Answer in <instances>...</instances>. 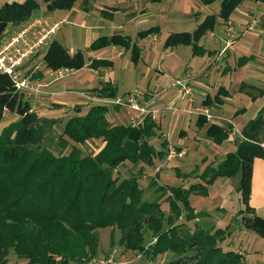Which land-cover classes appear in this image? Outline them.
<instances>
[{
	"label": "trees",
	"instance_id": "obj_1",
	"mask_svg": "<svg viewBox=\"0 0 264 264\" xmlns=\"http://www.w3.org/2000/svg\"><path fill=\"white\" fill-rule=\"evenodd\" d=\"M76 1L44 0L47 10H69ZM241 1L221 0L218 14L207 15L193 33L181 30L167 34L164 47L186 44L191 46L193 55L204 54L197 43L199 38L213 28L216 16L227 19ZM83 3L86 5L87 0ZM35 5L34 0L4 2L0 6V37L8 26L28 20ZM158 31V27H150L140 30L137 37ZM106 45L131 49L133 62L139 58V47L126 35L100 36L89 47L95 50ZM45 49L43 63L53 71L79 69L85 63L82 52L70 54L57 39ZM97 62L92 61L89 66L97 68L101 64ZM107 88V93L102 90L99 93L115 97L113 88ZM219 95L218 91L216 101H221ZM209 102L207 98L204 105ZM106 108L101 104L91 105L84 114L69 117L61 131L75 143L86 136L102 138L104 143L96 153L83 155L75 145L58 156L45 150L36 153L30 146L42 142L38 133L41 120L11 77L0 73V120L6 112L18 116L12 127L7 126L0 134V264H10V251L25 259L26 264H81L95 257L97 233L106 227L117 228L120 243L151 259L171 251L177 256L174 264H238L239 253L224 250L218 244L228 234H225L227 228L208 231L189 228L184 222L196 217L190 205V193L205 194L207 185L217 177L229 178L237 171L240 172L238 191L243 204L238 211L240 223L264 239V217L256 214L249 204L253 162L257 157L264 159V141L257 135L264 124L260 115L243 128L244 138L238 140L236 151L229 152L216 166L207 165L198 174L200 181L187 187L170 186L180 203L170 200L169 213L165 216L158 199H142L137 175L120 179L116 172L124 160L152 165L154 158H164L168 153L167 140L160 141L159 149L151 145L150 139L157 135L151 113L145 114L136 125L131 122L110 124L105 116ZM205 121V116L198 113L196 124L201 126ZM206 134L219 143L228 136V131L210 124ZM175 173L185 175L178 169ZM163 223L170 226L165 234L161 229ZM179 225L183 230H178ZM144 227L154 238L147 246ZM183 258H186L184 262Z\"/></svg>",
	"mask_w": 264,
	"mask_h": 264
},
{
	"label": "crops",
	"instance_id": "obj_2",
	"mask_svg": "<svg viewBox=\"0 0 264 264\" xmlns=\"http://www.w3.org/2000/svg\"><path fill=\"white\" fill-rule=\"evenodd\" d=\"M6 1L23 2L25 0H0V6ZM34 1L36 5L32 9L28 20L17 25L8 26L4 32L8 33V31H14L36 20L38 23L36 22L33 28L36 32L47 28L50 23L55 21L60 25V29L57 33L62 31L64 34L66 26H69L71 38L74 37V33L76 34L83 30L85 35L83 43L84 49H81L78 45H67L59 41L57 39V33L54 35L53 39H57L61 42L70 54H74L77 51L82 52L84 64L92 72L91 80L85 82L84 86L81 85L83 86L81 88L75 78L70 77L73 76V73L77 72L78 69H69V73L71 72L70 75L68 74V76L65 75L62 78H55L54 71L47 68L43 63L42 56L46 47H43V49L40 48L38 52L31 55L21 67V73L28 77L33 84L41 85V88L46 92V95L33 94L32 97L29 99L27 98L31 108L35 110V112L36 109L41 110L40 108H42L43 105L50 102L57 104L56 108H58L57 110H59V112H62L65 108L73 107L74 105V107H78L80 111L86 108L88 109V107L95 103L89 98L98 96L96 93L100 90L106 91L107 87H112L116 96H120L121 94L118 92L117 81L114 76H110L109 72L112 66V59L106 53L112 51L116 53V55L118 54L120 57H123L125 48L111 45L103 49L98 48L93 50L90 49L89 46L100 36L110 37L114 34L126 35L130 37L135 44L138 43V45L146 38L155 42L158 40V34L161 31V26L159 21L156 20V16L159 17L165 12L167 13L172 6V0H87L86 5H84L83 0H77L69 10H47L44 0ZM249 1L254 2V4H264V2L257 0H242L228 17V20L233 23L234 32L232 33L227 32V28H225L226 22L221 17L216 16L217 23L222 24L221 26L226 36L224 38L219 36L218 32L220 30L204 33V40H200L198 44L204 49L205 53L200 56L201 61L198 64L199 67L197 70L193 66L197 55L192 54L190 45L188 46L189 50L186 49L187 53L185 57L180 60L183 64V70L179 76H174L169 73V69L175 63L174 59L170 57L173 55L176 46L164 47L163 44L162 50L157 53L155 65L151 67L149 73L150 76L155 72L159 73V75H156V79L164 80L163 85L159 88L155 85L148 88L150 90L145 91L144 101L149 111L155 110L152 118L157 125L158 137L161 138V140L166 139L168 146L175 149L176 154L172 157L173 160L165 156L169 162H177L175 164H170L174 172L175 169H178L182 174H188L194 169L200 174L207 165L216 166L229 152L236 151L237 142L242 138V130L249 121L255 119L258 115H260L262 121H264V14L259 13V8L252 7ZM211 3L202 2V7H200V5L196 4L194 1V3L186 7L183 13L190 17L193 16L196 19V24L199 25L207 15L218 14L220 6H218L217 10H211ZM202 9L204 11L206 10L203 14L201 13ZM117 17H120V20L115 22ZM95 21L97 22V27L94 26ZM124 22L131 23L129 27L135 25V28L131 30L132 32H125L124 27L128 23L124 25ZM150 27H158L159 31L157 33L153 32L143 38L137 37V33L140 30H146ZM106 28H108V32H105ZM245 28L248 30H244ZM251 28L255 30L251 32L253 33L251 35V41L241 39L246 31H251ZM213 36H218V43L215 45L209 44ZM259 37H261V39H259ZM238 43L242 45H237ZM254 43H256V45H254ZM103 58L110 61L108 67L92 68L89 66L92 59L99 61ZM163 66L165 68H163ZM134 67H136V64ZM163 69H166L168 74L165 73ZM238 70L241 72V76L238 85L235 86V90L233 91L235 95H233L226 83L231 74ZM178 79L184 81V83H187V85L191 87V95H185L184 98L180 97L178 94L179 87L175 84V80ZM77 87H79V89ZM132 89L134 88H129L122 94ZM218 91L221 93V95H219L221 101H216L214 99ZM106 92H108V90ZM160 94H165L164 99L166 101V106L157 104L160 105V107H158L156 105L153 106L154 103L150 104V101ZM232 97L239 98L241 106L237 108H225L224 106L227 98L231 99ZM207 98L210 99V102L204 105V101H206ZM254 103H257L254 111H247ZM205 108L209 113H213L215 118H213V120L206 119L201 126H198L196 124L198 116L196 111L201 112ZM132 112L133 114L129 116L125 113L124 108L119 107V111L115 110L114 112L113 110L114 114L111 116H109L110 112H108L107 119L112 124H127L130 123L133 117L138 116L136 112ZM178 112H184L186 115L188 114V126L186 127L194 131L192 140L194 144L193 147L195 146V148H198L200 145H204L203 150L193 161L187 157L192 151L189 149L190 146L183 144V138L188 135L183 128L185 123L181 122V126L179 127V139L177 142L171 143L168 140L169 130L165 128L164 123H168L167 127H169L171 117L172 124L175 123L178 119ZM210 124L222 127L224 130L228 131V136L219 143H216L212 137L206 134ZM257 135L261 141H264V124H262L261 128L258 130ZM166 158H162L161 160L165 161ZM189 163L192 164V168L185 169V167H187L186 165ZM197 163L202 165V167L200 168ZM238 173L240 174V172L237 171L233 176H229V178L227 176L217 177L215 181L207 185L205 194L200 192L190 193L189 196H192H188L190 205L196 215L195 218L190 220L194 225L193 228L199 227L198 223H203V219L212 216H217L219 220H224L227 215V210L225 208L227 204L226 201L228 202L230 200V194H232V191H235V193L237 192L240 196L238 191L239 180L237 184L232 181ZM177 177L179 178L182 176ZM181 184L183 183L178 185ZM183 186L187 187L186 185ZM249 204L255 209L256 214L264 217V159L258 157L255 158L253 162ZM205 225L206 224H203V226ZM199 228L202 227L200 226ZM224 228H228V234H226L224 241L232 237L229 239L230 242L227 243V248L231 249L230 247L237 242H235L234 235L231 236L229 225L224 226ZM237 229L241 230L240 227ZM236 251L241 254V259L246 264V257L243 256L240 245Z\"/></svg>",
	"mask_w": 264,
	"mask_h": 264
},
{
	"label": "rangeland",
	"instance_id": "obj_3",
	"mask_svg": "<svg viewBox=\"0 0 264 264\" xmlns=\"http://www.w3.org/2000/svg\"><path fill=\"white\" fill-rule=\"evenodd\" d=\"M196 2V4L200 5L202 7V1L200 0H172V6L170 10L165 12L162 16H156V20L160 23L161 31L158 34V40L153 42L151 39H144L143 42L138 45L136 44L139 49V58L136 63L132 61V53L131 49H125V54L123 57H120L118 54L110 51L108 56L112 59V66L109 70L110 76H114L117 83L118 92L122 95V93L129 89V88H136L140 89L143 92L149 91L154 85L158 88L163 85V81L161 79H156V75H159V73L155 72L152 76H150V70L151 67L155 65V59L157 56V53L162 50L164 39L167 37V34L170 32H179V31H188L190 33H193L195 30L194 28L197 27L198 24H196V19L192 16L185 15L183 12L185 11L186 7L192 3ZM221 0H213L210 7L211 10H217L218 6H220ZM251 6L254 8H259L261 14H264V4L256 3L249 1ZM95 10V9H94ZM206 11V10H205ZM205 11L202 9L201 13H205ZM150 18V17H149ZM217 18V17H216ZM151 19V18H150ZM120 20V17L116 18L117 22ZM226 22V27H229L230 24L233 27V23L227 19H224ZM128 22H124V25H126ZM230 23V24H229ZM128 23L124 28L125 32H132L133 28H135V25H132L129 27ZM55 26L53 30L52 37L48 39V42L53 40L54 35L57 33V31L60 29V25ZM97 25V22H94V26ZM222 24L217 23V19L214 23L213 28H209L206 32L210 31H218L220 30L219 36L224 38L225 31L222 29ZM196 26V27H195ZM51 27H54V24H51ZM97 27V26H96ZM141 27V26H140ZM137 27V28H140ZM131 28V29H130ZM49 29V28H48ZM108 28L105 29V32ZM245 28L244 30H246ZM19 29H15L14 31H8L9 35L14 34ZM129 30V31H128ZM222 30V31H221ZM248 30V29H247ZM46 30L43 31H37L35 34L38 36L39 33H44ZM255 30L251 28V31H246L245 34L242 36L244 40L251 41L252 34L251 32H254ZM227 32H234V29L232 31H229L227 28ZM8 33H6V36H8ZM71 31L69 29V26H66L65 33L63 34L62 31L60 33H57V39L63 43H66L67 45H78L81 49H84L83 43L85 40V35L83 30L74 33V37L71 38ZM78 34V35H77ZM27 36H31V33L27 34ZM218 36H213L210 39L209 44L215 45L218 43L217 41ZM261 39V37H259ZM204 40V34L199 38V41ZM133 42V40H132ZM197 42V43H198ZM237 45H242L238 43ZM256 45V43H254ZM47 45L45 44L44 47ZM111 45H106L103 48H106ZM174 53L171 55L170 58L174 59L175 63L174 65L169 69V73L173 74L174 76H179L180 73L183 70V64L180 62L181 59H183L186 55V49H188L189 45L186 44H179L175 45ZM99 48V47H98ZM99 48V49H101ZM169 49V48H168ZM189 50V49H188ZM87 54V53H86ZM201 55H197L196 59L194 61V68L199 67L198 64L201 61ZM95 61V60H91ZM98 61V60H97ZM165 62V60H164ZM98 68L99 67H108L110 65V61L103 58L97 62ZM136 64V67L134 65ZM163 68H165L163 66ZM153 69V68H152ZM77 70V69H76ZM165 73L168 74V71L166 69H163ZM71 73V72H70ZM70 73H67L70 75ZM55 74V73H54ZM92 72L89 70V68L84 64L81 68L78 69L77 72L73 73V76H70L72 78H75L76 82L80 85L79 87H83L85 85V82H89L92 78ZM65 76V75H64ZM241 76V72L238 70L235 73L231 74L229 79L227 80V86L230 90V92L233 93L235 90V86L239 83V78ZM55 78L56 77L55 75ZM83 85V86H81ZM79 87H77L79 89ZM108 89V88H106ZM107 91V90H106ZM106 91H102V93H107ZM101 92V91H100ZM24 94L25 98L32 97V94ZM54 94V93H53ZM52 94V95H53ZM125 94V93H124ZM38 95H46L45 90H43V93ZM49 95V94H48ZM98 95L97 97L100 98V100L105 99H111L114 97H105L102 96L101 93H96ZM165 94H160L156 96L153 100L150 101V104L154 103L153 106L160 105L164 106L166 101L164 99ZM49 97V96H48ZM47 97V98H48ZM116 97V96H115ZM53 99V98H52ZM49 100V98H48ZM145 100V95H144ZM100 103H102L100 101ZM98 103V104H100ZM96 104V103H94ZM93 104V105H94ZM160 104V105H157ZM75 106V105H74ZM68 107L62 110V112H59L57 110V104L55 103H48L42 106L40 108L41 110L36 109V114L41 120V126L39 129L40 136L42 137V142L38 146H30L31 149L35 150L36 153H39L41 150L48 151L54 155H61L64 153H67L72 145H75L79 148L81 151V154H88V153H96L103 145L102 138H95L86 136L81 142L75 143V141H72L69 137L63 134V128L64 124L69 119V117H73L78 114H84V112L87 111V108L84 110H79L77 107ZM106 108V119L108 117V112H110L109 116H111L113 113V110L119 111V106H115L113 104L105 105ZM166 106V105H165ZM241 106V102L239 98L232 97L231 99L226 100L225 102V108H237ZM257 103H254L250 106V109L247 111L253 112L256 108ZM121 108H124V111L127 115L131 116L133 114V110L131 111L130 108L127 109V107L121 106ZM157 108V107H154ZM77 109V110H75ZM33 110V109H32ZM35 111V110H34ZM80 111V113H79ZM135 112V111H134ZM197 113V111H196ZM178 119L175 123L172 124V117H171V123L169 127H167L168 123H164V126L166 129L169 130L168 133V140L171 143H176L179 139V127L181 126V122L185 123V126L183 128L185 129L186 133L188 135L186 137H180L183 138V144L189 145L192 151L190 154H188L187 157L190 159L195 160L196 156L200 154V152L203 150L204 145H200L198 148L193 147V135L194 131L192 129L186 127L188 126V114L186 115L184 112H178L177 113ZM197 115V114H196ZM18 116L13 113L6 112L3 116V118L0 120V134L4 132V129L8 126L12 127V124L17 121ZM108 120V119H107ZM132 120V119H131ZM109 122V120H108ZM131 122V121H130ZM112 124L111 122H109ZM120 124V123H117ZM183 125V124H182ZM164 128V127H162ZM1 137V135H0ZM160 141L161 138L158 137V133L156 136L152 137L150 139V143L153 147L156 149L160 148ZM168 158V156L166 155ZM164 157L163 159H165ZM173 157V155H172ZM170 157V158H172ZM166 158V162L164 160H161L159 157L154 158V162L152 165H147L141 162H135L131 163V161L124 160L122 164H120L117 167L116 175L121 179L123 177H127L130 174H135L138 177V185L140 188H142V199L146 201H152L155 199H158L161 205L162 212L166 216L169 213V201L171 200L173 203L178 202L180 203L178 199V195L171 191L170 186H178V184L189 186L191 183H197L199 180L198 178V171L194 170L191 171V173L185 174L182 177H177L175 172L173 171V168L170 166V164H175L177 162H169V158ZM173 160V158H172ZM169 163V164H168ZM200 168L202 165L197 163ZM185 169L192 168V164L189 163L186 165ZM194 166V165H193ZM184 168V167H183ZM158 170V171H157ZM240 179V174L238 173L233 178V183L237 184L238 180ZM192 197V196H189ZM230 200L226 201V210L227 215L224 218V220H219L217 216H212L210 218L203 219V223H198V226L207 229L208 231H214L219 228H224V226L229 225L231 236L234 235L235 237V245H231L230 247L232 250H237L238 246L240 245V250L243 253V256L246 257V264H264V239H262L260 236H258L255 232L252 230L246 229L243 227L240 219V215H238L239 208H243V204L241 202L240 196L235 191H232V194H230ZM228 200V199H227ZM184 221V220H181ZM188 225L189 228H193V223L191 221H184ZM165 223V222H164ZM163 223V224H164ZM203 224H206L203 226ZM162 234H165L168 230H170V226L167 224L161 225ZM182 225L178 226V230H183L181 227ZM213 226V227H211ZM240 227L241 230H238L237 228ZM210 228V229H208ZM185 229V228H184ZM228 229V228H227ZM225 230V234L227 231ZM144 243L147 244L151 243V241L154 242V238L152 237V232L149 231L147 228L144 227ZM220 234V233H219ZM224 234V235H225ZM98 236V246L95 257L91 260H86L81 264H174L176 261H174L177 256L171 252H165V253H159V255L155 256L154 258H149L147 255H140L137 250H131L125 246L124 243H120V231L115 227H106L103 229H100L97 233ZM226 236V235H225ZM224 236V239H225ZM232 237H229V239ZM224 239L220 242L218 241V244L224 248V250H227V243L230 242V240L224 241ZM112 241V243H111ZM229 249V250H231ZM190 254V252H188ZM179 257V256H178ZM241 254H239V262L238 264H245L244 261L241 259ZM186 260V258H183V262ZM174 261V262H172ZM8 263L10 264H26L25 259L18 258L12 251L8 254ZM75 264V263H72Z\"/></svg>",
	"mask_w": 264,
	"mask_h": 264
},
{
	"label": "built area",
	"instance_id": "obj_4",
	"mask_svg": "<svg viewBox=\"0 0 264 264\" xmlns=\"http://www.w3.org/2000/svg\"><path fill=\"white\" fill-rule=\"evenodd\" d=\"M36 22L38 23L36 20L33 23L25 24L21 26L16 33L10 35L8 34V36H6V32H3L2 36L0 37V73L8 74L15 83L17 89L20 92L28 95H30V93L32 95L41 94L43 93V89L41 88V85L33 84L28 79V77L24 76L21 73V67L31 55L36 54L40 48L43 49L45 44L48 46L50 43V41L48 42V39L52 37L55 26H58V22H52L47 26V28L43 29L46 30L44 33H39L37 36L35 34L36 31L33 30ZM51 24H54V27H51ZM227 28L229 31L234 29L231 24ZM29 33H31V36H27ZM54 73L56 77L62 78L64 75L69 73V69L60 68L54 70ZM175 84L179 87L178 94L180 97L184 98L185 95H191L192 90L191 87L187 85V83H184V81L178 79L175 80ZM144 95L145 92L134 88L125 94L111 99L100 100V98L97 96L90 97L89 99H91L96 104L100 103L101 101V105L113 104L119 107L124 106L130 108L138 115L137 117H133L131 120V124L136 125L142 121L140 119H142L145 114L151 113V116L153 117V113L155 112V110L149 111L148 107L146 106V102L144 101ZM198 113L203 114L208 120H213V118H215V115H213V113H209L206 108L201 112H197V114ZM241 137L244 138L243 136ZM175 154V149L171 146H168L167 156L170 158Z\"/></svg>",
	"mask_w": 264,
	"mask_h": 264
}]
</instances>
